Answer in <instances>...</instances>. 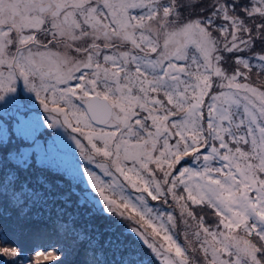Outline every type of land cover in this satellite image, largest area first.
Masks as SVG:
<instances>
[{
  "label": "snow or ice",
  "instance_id": "1",
  "mask_svg": "<svg viewBox=\"0 0 264 264\" xmlns=\"http://www.w3.org/2000/svg\"><path fill=\"white\" fill-rule=\"evenodd\" d=\"M18 79L49 128L79 134L92 191L70 189L78 206L114 221L105 232L123 226L101 246L98 227L57 208L83 264H149L120 255L129 234L156 264H264V0H0V93ZM15 179L4 191L21 219L69 200ZM61 251L0 246L3 264H59Z\"/></svg>",
  "mask_w": 264,
  "mask_h": 264
},
{
  "label": "rangeland",
  "instance_id": "2",
  "mask_svg": "<svg viewBox=\"0 0 264 264\" xmlns=\"http://www.w3.org/2000/svg\"><path fill=\"white\" fill-rule=\"evenodd\" d=\"M15 87L17 89L15 93H0L5 96L4 100H0V230L7 236L8 241L7 245L0 241V246H16L18 241H14L15 234L20 228L28 229L27 223H24L27 217L24 219L19 217L20 206L15 205L10 194L4 191L8 176L16 177L10 185L16 191L26 184L29 189L43 192L46 196L57 197L68 193V201L49 200V204L52 205L51 212L57 214V208L63 209L64 220H68L69 215L75 216L76 227H86L89 224L98 227L102 234L101 246L109 236L115 240L121 234L123 226L117 228L114 233L105 232V227L114 221L102 215H92L89 218L86 213L90 211V208L87 205L78 206L79 197L70 193L73 187L81 195L84 191H92L90 186L87 189L84 187L87 178L83 175L81 165H86V161L82 160L79 149L71 139L73 135L79 138V134L73 133L66 126L49 128L51 118L40 101L36 99L35 93L27 91L22 79L16 81ZM59 118L62 120V117ZM22 153L28 157L25 162L27 167L17 163L15 158ZM77 174L79 179H76ZM5 197L8 201L3 202ZM68 203L71 204L70 207L67 206ZM151 204L154 207L158 206V202L153 201ZM122 240L129 247L120 252L121 256L134 248L148 258L149 264H156L150 250L132 234L123 236ZM179 242H183L182 236ZM69 243V238L64 236L59 243L39 251L63 249L61 252H54L60 257L59 264H83L84 257L78 259L77 253L69 251ZM18 249L23 256L33 258V251L26 252L20 247ZM105 253L106 259H114L115 253L111 248L105 249ZM6 259L8 258L0 256V264H3ZM46 264H57V262L51 261Z\"/></svg>",
  "mask_w": 264,
  "mask_h": 264
},
{
  "label": "trees",
  "instance_id": "3",
  "mask_svg": "<svg viewBox=\"0 0 264 264\" xmlns=\"http://www.w3.org/2000/svg\"><path fill=\"white\" fill-rule=\"evenodd\" d=\"M191 166L197 167L199 166V163H191ZM4 201H8L7 197L3 199V202ZM37 210L38 209L36 207L35 209H32V211L29 213V216L27 217V221L24 222L27 223L28 229L25 230L20 228L17 234L14 236V241H18L16 246L20 247L22 250L25 249L26 252H34L46 247H52L54 244L59 243V241L64 238L61 237L55 227L57 214L54 212H51L50 215L48 213H44L43 215L36 218L33 216V213H35ZM82 257L83 252L81 251L78 254V259ZM77 263L79 262L77 261Z\"/></svg>",
  "mask_w": 264,
  "mask_h": 264
}]
</instances>
